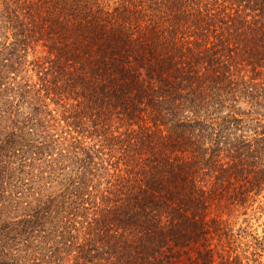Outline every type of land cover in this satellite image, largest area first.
I'll use <instances>...</instances> for the list:
<instances>
[{
    "label": "trees",
    "instance_id": "1",
    "mask_svg": "<svg viewBox=\"0 0 264 264\" xmlns=\"http://www.w3.org/2000/svg\"><path fill=\"white\" fill-rule=\"evenodd\" d=\"M262 195L264 0H0V264H260Z\"/></svg>",
    "mask_w": 264,
    "mask_h": 264
},
{
    "label": "rangeland",
    "instance_id": "2",
    "mask_svg": "<svg viewBox=\"0 0 264 264\" xmlns=\"http://www.w3.org/2000/svg\"><path fill=\"white\" fill-rule=\"evenodd\" d=\"M262 207V209L258 208L256 212L249 210V215L245 216V215H240L239 217H237L238 219H236V223H237V227H242L244 225H246V223H243V219H245V217H248L250 219L249 224L252 226L251 227V231L254 230L253 235L254 236H263V229H264V195L261 196L259 202H257L254 207ZM234 221V220H233ZM235 222V221H234ZM242 243V249H246L247 247L245 246L246 242L248 241L249 244H253V237H249L247 240H243ZM255 247H250L249 248V254H251V252H253ZM258 252V254H260V257L258 258V261L260 262V264H264V250L262 248H258L256 250Z\"/></svg>",
    "mask_w": 264,
    "mask_h": 264
}]
</instances>
